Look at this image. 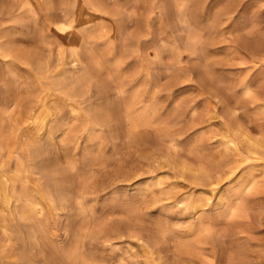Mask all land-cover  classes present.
<instances>
[{
	"label": "rangeland",
	"instance_id": "1",
	"mask_svg": "<svg viewBox=\"0 0 264 264\" xmlns=\"http://www.w3.org/2000/svg\"><path fill=\"white\" fill-rule=\"evenodd\" d=\"M158 263L264 264V0H0V264Z\"/></svg>",
	"mask_w": 264,
	"mask_h": 264
},
{
	"label": "bare ground",
	"instance_id": "2",
	"mask_svg": "<svg viewBox=\"0 0 264 264\" xmlns=\"http://www.w3.org/2000/svg\"><path fill=\"white\" fill-rule=\"evenodd\" d=\"M13 1V0H12ZM18 2V1H17ZM20 3V2H19ZM18 3V4H19ZM86 3V2H85ZM22 5V4H21ZM21 5H17L18 7L19 6H21ZM6 7H7V5H6ZM13 11V9H12V7H9L8 8V12H12ZM7 13V12H6ZM5 14V13H4ZM3 14V15H4ZM5 16H6V14H5ZM183 20V19H182ZM80 22V21H79ZM186 22H184L183 21V24H185ZM190 39H188V46L191 48L192 46H194L195 45V43H196V40L195 39H192L193 37H189ZM73 50V52H72V61L71 62H75L74 63V66H77L78 65V62L80 61V58L78 57V55H79V53H78V55H77V53L74 51V49H72ZM190 51H191V49H190ZM192 52V51H191ZM85 55V57L86 58H88V59H90L91 61L93 60V56L90 54V53H86V54H84ZM94 67V66H93ZM97 68V67H96ZM88 78V77H87ZM83 80H85L86 81V79L84 78ZM71 84V83H70ZM88 84V83H87ZM62 86V85H61ZM82 86V85H81ZM88 88V87H87ZM64 91V90H63ZM68 95V94H67ZM73 96V95H72ZM142 118H144V116L142 117ZM147 120V119H146ZM147 123H149V121L147 120V121H145V124H147ZM131 124V123H130ZM129 125V124H128ZM132 125H133V123H132ZM130 126V125H129ZM238 132V129L236 130L235 129V134ZM224 137H228V136H224ZM229 141L231 142V143H234V139L233 138H229ZM263 142V141H262ZM251 148H252V150H249L250 152H256L259 148H261L262 147V144H260V143H258V142H251ZM233 169H234V167H233ZM229 173L231 172V170H229L228 171ZM218 174V173H217ZM216 179V178H215ZM221 181V180H220ZM211 184H213L212 182H210ZM213 189V192H214V188H212ZM221 197V196H220ZM226 203L227 204H230V201H226ZM77 233V232H76ZM159 264V263H158Z\"/></svg>",
	"mask_w": 264,
	"mask_h": 264
}]
</instances>
